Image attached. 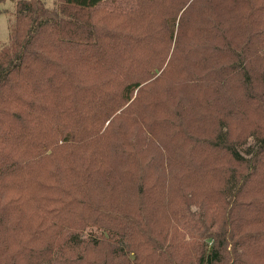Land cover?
<instances>
[{"label": "trees", "instance_id": "16d2710c", "mask_svg": "<svg viewBox=\"0 0 264 264\" xmlns=\"http://www.w3.org/2000/svg\"><path fill=\"white\" fill-rule=\"evenodd\" d=\"M13 1L0 264H264V0Z\"/></svg>", "mask_w": 264, "mask_h": 264}, {"label": "rangeland", "instance_id": "374dc122", "mask_svg": "<svg viewBox=\"0 0 264 264\" xmlns=\"http://www.w3.org/2000/svg\"><path fill=\"white\" fill-rule=\"evenodd\" d=\"M46 6L49 8L56 5V0H44ZM15 2L13 0H7L0 4V43H7L9 40L10 22L14 19ZM250 146L255 147L254 140H250ZM99 232L95 228H89L80 232V237L87 239L90 236L97 235Z\"/></svg>", "mask_w": 264, "mask_h": 264}]
</instances>
